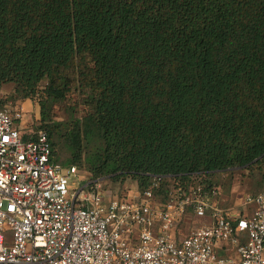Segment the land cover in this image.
I'll use <instances>...</instances> for the list:
<instances>
[{"label": "trees", "instance_id": "trees-1", "mask_svg": "<svg viewBox=\"0 0 264 264\" xmlns=\"http://www.w3.org/2000/svg\"><path fill=\"white\" fill-rule=\"evenodd\" d=\"M4 84L64 168L157 181L161 202L201 186L216 204L237 170L264 190V0H0Z\"/></svg>", "mask_w": 264, "mask_h": 264}, {"label": "built area", "instance_id": "built-area-1", "mask_svg": "<svg viewBox=\"0 0 264 264\" xmlns=\"http://www.w3.org/2000/svg\"><path fill=\"white\" fill-rule=\"evenodd\" d=\"M23 115L0 109V264H264V190L240 216L201 186L161 202L156 181L119 198L55 163L47 132L22 131ZM188 213L207 223L177 239Z\"/></svg>", "mask_w": 264, "mask_h": 264}, {"label": "rangeland", "instance_id": "rangeland-1", "mask_svg": "<svg viewBox=\"0 0 264 264\" xmlns=\"http://www.w3.org/2000/svg\"><path fill=\"white\" fill-rule=\"evenodd\" d=\"M14 85L4 84L0 86V109H14L19 107L23 112V119L20 128L24 132L38 131L37 127L40 120V107L37 102L28 99L25 101H15L14 100ZM86 112L84 107H80L75 111L76 117H82ZM70 118V112L67 110L57 111L58 121H68ZM69 154L63 144H60L56 148V161L62 167L68 166L65 161L68 159ZM80 174L83 179L88 180L92 178L91 173L83 166H79ZM248 173L244 170H237L233 174H223L218 179V187L220 194L216 198L219 206L225 209H230L233 213H237L238 216L242 212H246L249 215L253 205H246V196L257 193L254 189L251 180L248 178ZM102 188L108 191L111 195L117 196L119 198H129L140 193L138 190L137 183L132 179H127L123 183H112L107 179H100ZM232 185L229 189L222 186V184ZM72 184L77 183V179L71 181ZM212 220L208 218V223ZM207 223L206 218H198L194 213H188L180 224L175 228V236L182 238L183 236L189 234L195 228H199Z\"/></svg>", "mask_w": 264, "mask_h": 264}]
</instances>
